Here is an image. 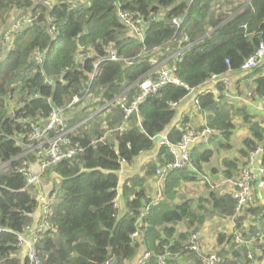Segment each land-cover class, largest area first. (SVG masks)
Here are the masks:
<instances>
[{"label":"trees","instance_id":"1","mask_svg":"<svg viewBox=\"0 0 264 264\" xmlns=\"http://www.w3.org/2000/svg\"><path fill=\"white\" fill-rule=\"evenodd\" d=\"M73 1L79 3L75 5ZM242 4L239 0H58L48 12L33 0H0V22L6 20L15 5L31 10L34 16L31 25L16 32L10 49L0 58V163L12 159L8 169L0 170V264H29L17 238L32 223L36 208L24 175L17 171L21 160L15 157L23 152V147L15 139L24 140L32 123L45 120L54 107L66 108L73 95H82L93 62L105 57L109 42L119 56L131 58L144 52L146 56L131 65L103 61L100 75L89 86L91 97L86 107L102 105L103 100L113 99L127 87L132 95L135 82L151 68L147 58L165 59L191 43L189 49L174 58L175 74L196 91L207 126L216 131L210 137L212 147L201 143L193 147L192 164L202 171L214 153L229 147L225 142L231 141L236 118L250 135L242 139L238 148L240 162L222 159L223 174L230 177L244 163L248 152L264 141V127L251 121L247 107H233L235 104L224 97L216 100L209 88H204L212 74H225L228 69L240 73L244 60L264 42V0ZM118 9L143 17V42L128 33L117 16ZM47 17L52 19L56 32L48 29ZM175 17L181 18L178 27L172 23ZM183 36L188 40L183 41ZM36 48L44 53L40 63L32 58ZM79 49H89L94 56L76 62ZM251 77L253 85L246 88L253 89L258 97L264 96V69L260 64L247 72L245 78ZM187 94L183 86H164L140 103V124L133 116L125 132H114V137L109 135L105 140H100L105 131L100 123L106 122L107 129L120 124L119 108H111L105 116L97 113L91 117L93 109L84 107L75 116L78 104L66 108L64 116L71 117L69 126L87 117L89 126L72 134V140L83 147V152L49 169L55 173L52 184L57 183L58 195L49 219L52 229L44 231L36 244L39 264H105L108 260L124 264L138 254L139 247L152 254L146 264H156V256L164 249L185 253L183 243L189 230L199 234L198 226L208 214L227 218L235 214L236 201L228 193L212 192L195 203L190 198L182 199L181 185L196 181L197 174L173 170L164 180V198L141 217L143 238L135 240L130 236L137 228L142 209L150 202L146 182L158 167L172 159L167 146L158 145L155 137L165 133L168 142L176 143L187 128H192L187 118L178 120L176 107L168 105L169 101H183ZM94 98L99 101L94 103ZM156 148L155 158L145 164L141 176L131 175L120 182L118 172L123 162L130 163L141 153ZM117 193L119 208L115 207ZM249 211L257 213L253 208ZM183 221L186 230L178 231L175 225ZM234 224L245 237L256 233H244L236 217ZM217 246L220 264L250 262L248 249L234 242L232 235L218 233ZM262 251L259 262L264 259V246ZM190 256L200 263L194 253ZM181 262L182 258L172 259L171 264Z\"/></svg>","mask_w":264,"mask_h":264},{"label":"built area","instance_id":"2","mask_svg":"<svg viewBox=\"0 0 264 264\" xmlns=\"http://www.w3.org/2000/svg\"><path fill=\"white\" fill-rule=\"evenodd\" d=\"M33 1L37 5H43L47 8L48 12L58 2V0ZM75 2L76 1H73V3ZM117 16L128 33L135 35L137 39L143 42L146 28L143 17L134 12L121 9H118ZM33 20L34 16L31 10L28 9L24 11L16 5L11 8L7 14L6 20L0 22L2 26L0 29V58L10 49L16 32L31 25ZM47 21L49 22L48 29L50 32H54L55 26L51 23L52 19L47 17ZM180 21L181 18H172V23L176 27L179 26ZM182 39L183 41L188 40L187 36H183ZM190 47L191 43H187L184 47L178 48L171 56L165 59L159 60L153 56L147 58V62L151 68L135 82V92L132 95L130 93L131 91H129V87H127L113 99L103 100L102 105L86 107V103H89L88 100L91 97V93L88 91L89 86L91 82L100 75V65L103 61L123 62L125 65H131L135 60H142L146 56V52L131 58L119 56L113 48V43L109 42L106 46L105 57L93 62L89 80L82 95H73L71 102L66 108L73 104H78L79 107H86V110H95L89 117L97 113L105 116L111 108H119L122 112V121L113 129L105 130L100 140H105L111 132H125L129 124V119L133 116L137 118V123L140 124L138 117L140 103L147 96L156 95L161 88L168 84L183 86L188 92L185 98L192 96L193 108L196 111H201L198 96L195 95L196 91L182 82L175 74L174 58L179 57L182 51ZM43 54L44 53L40 51L39 48H36L32 55L34 62L40 63ZM92 56H94V53L89 49L85 51L79 49L75 56V60L79 62L80 60ZM263 60L264 42L261 41L254 53L247 57L241 64L240 70L241 72H248L257 67ZM226 63L229 64L228 60H226ZM228 72H230L229 69L226 73ZM226 73L212 74L205 82L204 88H209V91L214 95L216 100L220 97H224L225 101L231 100L237 107H247L250 114L254 117L261 115L264 111V96L258 97L255 95L253 89L247 88L242 93H239V90L232 93L229 89V80L226 77ZM97 101H99L98 98H94V103ZM181 102L182 101H169L168 105L177 108ZM66 108L54 107L45 120L31 124L30 130L24 140L15 139L16 144L23 147V152L15 157L21 160V165L17 168V171L24 175L26 181L25 186L27 190L34 195L36 207L39 209V213L33 219L32 223L26 225L24 227V232L18 234L17 238L21 252L24 257L28 259L29 264L40 263L36 244L44 231L52 229L49 219L52 214L53 204L57 200L58 195V187L55 186L57 183L51 184L46 191H40L37 188L39 181L45 172L52 171L49 169L55 167L59 162L65 159H71L76 154L83 152V147L78 142L72 140L73 126H69L68 119L64 116ZM201 114L203 116V121L200 122L201 124L194 128H187L178 142H168L165 133L161 139L158 140V145L165 144L167 146L172 159L155 170L152 180L153 193L149 196L150 202L145 204L142 209L137 228L130 235L133 239L137 240L143 238V229L140 226L141 217L148 212L151 205L156 204L164 198V180L166 175L173 170H188L194 173L200 172L192 164V149L199 143L208 145L211 135L214 133L216 134L214 129L207 126L206 113L201 111ZM89 117L82 120H88ZM106 127L107 126H105L104 129H106ZM262 143H264V141ZM262 143L248 152L244 159V163L242 165L240 164L237 169L232 172L230 177H225L220 181H211L207 176H202L200 183V186L207 183L209 185V191L211 192L220 188H225L222 194L228 193L236 201L235 214L230 218L233 230L229 235L233 236V241L238 245L248 249L247 257L250 259V262L247 264H258L259 258L263 255L264 229L259 228L252 236L245 237L234 224V220L236 215H238L245 206L250 205L254 201L252 196V185L254 182L257 179L264 178V164L258 165L255 163L257 156L264 150V145ZM11 161L12 159L0 163V170L8 169ZM198 195L203 198L208 197V189L206 188L203 191L199 189ZM118 197L119 194L117 193L115 199L116 208H119V203L117 202ZM262 215H264V209L261 211V216ZM1 231L2 229L0 227V232ZM189 233L188 239L183 243V250L186 251L185 253H172L168 249H164L163 252L156 256V264H171L172 259L179 260L180 258H182L183 262L187 256H190V253H194V257L200 261L199 264H220V258L216 254L218 249L206 251L200 234L192 230H189ZM151 255L150 252L143 251V248L139 247L138 254L131 259L125 260L124 264H146ZM182 262L181 264H183ZM262 263H264V260ZM105 264H112V262L108 260Z\"/></svg>","mask_w":264,"mask_h":264},{"label":"crops","instance_id":"3","mask_svg":"<svg viewBox=\"0 0 264 264\" xmlns=\"http://www.w3.org/2000/svg\"><path fill=\"white\" fill-rule=\"evenodd\" d=\"M239 1L243 2L242 6L246 5L248 2V0H245V1L239 0ZM260 65L264 69V60L260 63ZM231 72L232 71L226 73V77L229 80V86H230L229 89L232 93L235 92L236 90H239V93H242V92H244V90L246 89L247 86L251 87V85H253V83H252L253 78L252 77L249 80H247L245 78L247 75V72H240V73H231ZM227 102L232 103L231 100H228ZM233 107L239 108L237 106H233ZM83 110H84V107H82V106L79 107V109H77L78 112H76L74 115L77 116ZM177 111H178V115H179L178 120H180V119L183 120V119L187 118V122L192 124V128L199 126L201 124L200 122L203 121L202 120V118H203L202 114L193 108L192 96L185 98L178 105ZM66 118L68 119V121H70V119H71V117H66ZM251 121H257L260 125H262L264 127V111L261 113V115H258L256 117H253L251 115ZM86 123H87V119L82 120L80 122L77 121V123L73 126V134L76 131L78 132V129H80V128L83 130H87L89 125L87 126ZM94 124L96 126L97 122L95 121ZM236 124H237V126H236V129L234 130L233 136H231V141H229L230 143L225 142V144L228 145L229 147L224 148L223 150H219L218 152L214 153L211 161L209 163H206L203 165L202 171L195 173V174H197V180L196 181L184 182L181 185L180 190L182 192L184 191L186 184H188V188H190L193 184L198 185V183H201L202 176H207L211 181H220L223 178H225L226 176L223 174V172L225 171L224 165L221 163L222 159H224V158L237 159L240 162L242 156L239 155L238 148H240L242 146V139L245 137H248L250 135V132L246 126L241 125L238 118H236ZM100 125L104 129V127L107 126V123L102 122V123H100ZM188 125H190V124H188ZM104 130H107V127ZM112 133H114V132H111V134H109L111 137H112ZM207 146L212 147V144H210V142H209V144ZM156 151H157V148L155 150H151V151L146 152V153H141L139 155L138 159H134L130 163L123 162L121 164V168L118 172L120 182L122 183L123 180H125L127 177H129L131 175L137 174V175L141 176L144 172L145 164L148 161L155 158ZM263 156H264V150L262 153H260L257 156L255 163L258 165L264 164V163H262V161H264ZM54 176H55V173L53 171L45 172V174L42 175L37 188L40 191H46L49 188V186L53 183ZM152 180H153V178H150L146 182V193L148 196H150L153 193V182H152ZM191 182H192V184H191ZM147 187H149V188H147ZM206 188L208 189L209 194L212 193L211 191H209V185L207 183H205L201 186L200 185L198 186V189H200V191H203ZM223 191H225V188L217 189L214 192L217 194H222ZM191 193L193 195V199L201 197L198 195V192L197 193L191 192ZM252 196H253L254 201L250 205L245 206L241 210V212L238 215H236V219H238L239 225L241 226L240 228L246 234H250V233H253L255 231L257 232L259 230V228L263 227V224H264V217H262L260 214L261 211L264 209V178L257 179L254 182V184L252 185ZM185 198H188V197H185ZM119 206H120V203H119ZM251 208H253V210L257 211V213L255 215H253L249 211ZM38 213H39V209H38V207H36L34 209V212H33V219L38 215ZM217 217H218V222H213ZM230 218L231 217L227 218V217H221V216H217V215H209L208 214L206 216L203 224L201 226H198V232L201 235L202 242L204 245V249L206 251H209V250L214 251V250L220 248L217 246V235H218V233H225V232H223L224 229H227L229 227H231V229H230L231 231L233 230V226L231 225L232 221L230 220ZM185 222L186 221L177 223L175 225V228H177L178 231H185L186 230V228H184L186 225ZM252 226H255V229L251 230ZM226 236H228V234H226ZM182 263L183 264H196L192 258L190 260L188 258L184 259Z\"/></svg>","mask_w":264,"mask_h":264},{"label":"rangeland","instance_id":"4","mask_svg":"<svg viewBox=\"0 0 264 264\" xmlns=\"http://www.w3.org/2000/svg\"><path fill=\"white\" fill-rule=\"evenodd\" d=\"M77 3H79L78 1H76V3H75V5L77 4ZM2 28V26L0 25V29ZM27 75H30V73H27ZM13 105H14V107L16 106V97L15 98H13ZM95 111V110H94ZM200 119V118H199ZM113 137H114V135H112ZM158 136H160V137H162L163 135L162 134H159ZM156 138V137H155ZM139 157V156H138ZM138 157L137 158H135V159H138ZM193 182V181H192ZM192 182H191V184H192ZM200 185V183H198V185H196V184H193L190 188H188V184H186L185 185V188H184V191L182 192L181 190H180V193H182L181 195H182V199L183 198H185V197H190L191 199H193V195H192V193L191 192H198V186ZM184 186V185H183ZM150 187V186H149ZM149 187H147V188H149ZM146 188V187H145ZM191 193V194H190ZM198 198H196V199H193V202H195L196 200H197ZM213 222H218V217L213 221ZM232 225V224H231ZM231 227H229V228H227V229H224V231L223 232H225L226 234H228V236H229V233L231 232ZM230 230V231H229ZM191 259V257L190 256H187L186 257V259Z\"/></svg>","mask_w":264,"mask_h":264},{"label":"water","instance_id":"5","mask_svg":"<svg viewBox=\"0 0 264 264\" xmlns=\"http://www.w3.org/2000/svg\"><path fill=\"white\" fill-rule=\"evenodd\" d=\"M156 139H157V140H160V139H161V137H160V136H156Z\"/></svg>","mask_w":264,"mask_h":264},{"label":"clouds","instance_id":"6","mask_svg":"<svg viewBox=\"0 0 264 264\" xmlns=\"http://www.w3.org/2000/svg\"><path fill=\"white\" fill-rule=\"evenodd\" d=\"M260 214H261V213H260ZM262 217H264V216H262ZM263 260H264V259H263ZM263 260H262V261H263ZM262 261H261V262L258 261V262H259L258 264H264V263H262Z\"/></svg>","mask_w":264,"mask_h":264}]
</instances>
